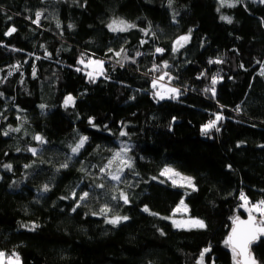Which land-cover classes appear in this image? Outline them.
<instances>
[{
  "label": "trees",
  "instance_id": "1",
  "mask_svg": "<svg viewBox=\"0 0 264 264\" xmlns=\"http://www.w3.org/2000/svg\"><path fill=\"white\" fill-rule=\"evenodd\" d=\"M115 20L134 27L111 31ZM91 58L103 62L94 80L79 62ZM262 67L260 0H0V252L21 264H235L224 241L248 217L240 193L264 200ZM160 77L176 96H154ZM168 166L196 188L160 175ZM184 200L204 228L168 221ZM251 252L264 264V236Z\"/></svg>",
  "mask_w": 264,
  "mask_h": 264
},
{
  "label": "snow or ice",
  "instance_id": "2",
  "mask_svg": "<svg viewBox=\"0 0 264 264\" xmlns=\"http://www.w3.org/2000/svg\"><path fill=\"white\" fill-rule=\"evenodd\" d=\"M261 2H264V0H261ZM171 3V0H170ZM223 3V0H222ZM229 6H233V5H229ZM36 19L33 21V23L39 24V20H40V16L41 13L40 12H36L35 13ZM221 19L225 20L228 23H231V18L229 17H225L222 16ZM69 27L71 28L72 25H69ZM109 29L111 31H126L128 28L130 27H134V25H129L126 22H124L123 20L120 21H113L112 24H110ZM16 29L13 27L11 29H9L8 32H6V35H11L13 32H15ZM190 39L189 36H181L177 41H176V45L178 47H183V44L186 43L188 40ZM174 51L178 50V48H174ZM123 51V50H121ZM157 52H162V49H157ZM117 55H119V53H117ZM139 55V53H138ZM81 64H84L85 67H89L92 66L94 68V71L97 72L98 74L102 75L103 74V62L102 61H94V60H88L87 63H85L84 59H81L79 61ZM221 61L219 59L215 60V61H209V63H220ZM165 67H167V64L165 63ZM77 71H80V69H77ZM261 75H264V67H262L261 69ZM87 75H89L90 79L94 80L93 74L87 73ZM160 79H163V77H160ZM216 79L213 78L212 79V84L215 85L216 83ZM153 87H156L155 81L153 82ZM205 91H208V89H205ZM213 94L215 93L214 88L212 89ZM168 93H172L173 96L175 94L178 93V90L175 88H171V89H167L165 91L162 92H157L155 93V95H157L159 97V99L163 100L166 98ZM172 98V97H169ZM74 103L73 97L72 96H68L65 98L64 104L65 106H68L69 104ZM41 107H44L43 105ZM222 119L221 116H216V121ZM216 121H210L208 124L204 125V127L202 128V132L203 133H208L212 128L216 127ZM92 121L90 120L89 123H91ZM217 131H219V129H216ZM5 135H7V133H5ZM120 135H126V133L121 132ZM36 140H38L41 143H44L43 138L42 137H35ZM88 138L86 136H82L79 140V142L71 148V151L73 154L78 153V151L83 147L84 143L86 142ZM239 146V145H238ZM30 151L33 152V154H35L36 150L35 149H30ZM115 158L116 159H120L121 158V153L117 152L115 153ZM113 163V161H109V167L111 166V164ZM121 163L125 164L127 167H131V163L129 161L123 160L121 159ZM6 168L11 169V165H5ZM62 167H67V164L62 165ZM160 175L162 176H167L168 178L172 179L173 177H179L180 181H182V185L181 186H188V187H193L194 189V184L192 181L191 177H185V176H181L180 173L176 172L173 168L171 167H166L163 169V171L160 173ZM111 179L113 180H119L120 176L119 175H111ZM173 184H176L177 181L176 179L172 180ZM101 187H103L101 185ZM48 186L45 185L43 187V191L47 192ZM88 196L87 192H84L83 195L80 196V200H84L86 199ZM122 198L124 200L125 203H128V198L126 195L122 194ZM113 199H115V197H113ZM240 199L241 201H243V204L241 205V207H243L245 209V211L248 212V218L246 220H242L240 219L239 216L233 218V227L231 230V234L228 236V238L224 241L225 245L230 247L232 250V255H233V260L235 262V264H257V262L255 261V259L252 257L250 251H249V245L251 244L252 241H254L259 235H264V200L259 201L258 203H250V201L248 200V198L245 196V194L243 192L240 193ZM181 206H183L186 210V206H184V202L181 201ZM77 207H79V204H77ZM179 210V209H178ZM73 211H75V208H73ZM109 211L108 208H101L100 212L104 213L105 215L107 214V212ZM145 212L149 211L147 208L144 209ZM259 215V219H257V215ZM95 214V213H94ZM153 215H156L155 213H152ZM128 217L124 216V217H120V216H115L112 219L107 220V223H110L112 225H117L119 224L122 220H127ZM173 225L177 228H190V227H198V228H204L205 225L203 223V221L201 220H188V221H176L173 220L172 221ZM35 227V226H34ZM209 249H205L204 252L201 253V260H203V256L204 253L208 252ZM240 259H237V258ZM0 264H21V260L20 257L13 253L12 256L7 257V259L5 258V253L0 252Z\"/></svg>",
  "mask_w": 264,
  "mask_h": 264
},
{
  "label": "rangeland",
  "instance_id": "3",
  "mask_svg": "<svg viewBox=\"0 0 264 264\" xmlns=\"http://www.w3.org/2000/svg\"><path fill=\"white\" fill-rule=\"evenodd\" d=\"M258 1V0H257ZM261 1V0H260ZM115 21H120V20H115ZM125 22V21H124ZM127 24L131 25L130 23L126 22ZM112 24V23H111ZM131 28L133 27H130L128 28L127 30H130ZM126 30V31H127ZM89 60H94V58H91ZM95 61V60H94ZM97 61H101V60H97ZM88 61H86L85 63H87ZM88 69V73H92L93 74V77L94 79H97V78H100L101 75L98 74L97 72L94 71V68L92 66H89V67H86ZM0 78H1V74H0ZM156 84V87L157 88L155 91H154V96L158 99V100H161L159 99V97L157 95H155V93L157 92H162V91H165L167 89H171V88H175L173 86H170L168 83H166V80L165 78L163 77V79H160L158 81L155 82ZM176 89V88H175ZM177 94H175L174 96H176ZM173 94L172 93H168L166 98L163 99V100H166V99H169V97H172ZM73 97V96H72ZM73 100L75 101L74 97H73ZM69 105H73V103L69 104ZM122 147L125 148L126 145L125 144H122ZM123 153H121V157H122ZM115 164H118V162H114ZM168 167H171L173 168L176 172L180 173L179 171H177L173 166H168ZM181 176H185V177H189L187 175H184L182 173H180ZM166 177V179L171 182L173 179H176L177 183L176 184H173L175 186H178V187H187V188H191L193 189V187H188L186 185L184 186H181L182 185V181H180L179 177H173L172 179L168 178L167 176H164ZM192 178V177H191ZM192 181H193V184H194V189L196 188L195 186V183H194V179L192 178ZM184 202V206H186V210L183 206H181V204L179 205V207L175 210V214H173V216L171 217H167L168 221L172 223L173 220H176V221H188V220H199V219H196V218H192L189 216V207L187 206L185 200L183 201ZM179 209V210H178ZM247 213V216H248V212L246 211ZM254 215H257V218L259 219V215L258 214H255ZM204 223V222H203ZM173 224V223H172ZM205 225V223H204ZM174 226V225H173ZM175 227V226H174ZM176 229H184V230H192V229H197L198 227H190V228H177L175 227ZM260 236H264V235H260ZM5 258L7 259V257L5 256ZM237 259H240L239 257ZM201 262H203V260H201Z\"/></svg>",
  "mask_w": 264,
  "mask_h": 264
},
{
  "label": "water",
  "instance_id": "4",
  "mask_svg": "<svg viewBox=\"0 0 264 264\" xmlns=\"http://www.w3.org/2000/svg\"><path fill=\"white\" fill-rule=\"evenodd\" d=\"M247 218H248V217H247ZM247 218H246V219H247ZM246 219H242V220H246ZM257 219H258V218H257ZM261 237H262V236L259 235V236H258L254 241H252L251 244L249 245V251H250L251 255H252L251 248H252V247H253V246H254V245H255V244L261 239Z\"/></svg>",
  "mask_w": 264,
  "mask_h": 264
},
{
  "label": "built area",
  "instance_id": "5",
  "mask_svg": "<svg viewBox=\"0 0 264 264\" xmlns=\"http://www.w3.org/2000/svg\"><path fill=\"white\" fill-rule=\"evenodd\" d=\"M95 61H97V59H95ZM168 81H169V78L166 80V83H168Z\"/></svg>",
  "mask_w": 264,
  "mask_h": 264
}]
</instances>
